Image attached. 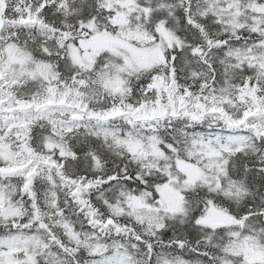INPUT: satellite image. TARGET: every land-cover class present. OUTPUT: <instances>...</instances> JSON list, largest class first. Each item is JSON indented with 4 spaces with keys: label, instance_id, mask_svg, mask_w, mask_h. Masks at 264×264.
<instances>
[{
    "label": "snow or ice",
    "instance_id": "1",
    "mask_svg": "<svg viewBox=\"0 0 264 264\" xmlns=\"http://www.w3.org/2000/svg\"><path fill=\"white\" fill-rule=\"evenodd\" d=\"M0 264H264V0H0Z\"/></svg>",
    "mask_w": 264,
    "mask_h": 264
}]
</instances>
